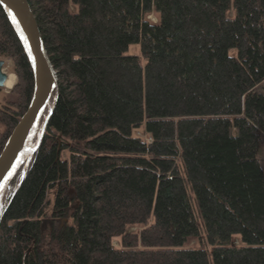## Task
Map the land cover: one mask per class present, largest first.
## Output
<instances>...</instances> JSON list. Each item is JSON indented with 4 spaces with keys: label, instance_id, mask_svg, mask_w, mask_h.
Returning a JSON list of instances; mask_svg holds the SVG:
<instances>
[{
    "label": "trees",
    "instance_id": "trees-1",
    "mask_svg": "<svg viewBox=\"0 0 264 264\" xmlns=\"http://www.w3.org/2000/svg\"><path fill=\"white\" fill-rule=\"evenodd\" d=\"M29 1L57 84L0 264H264V0ZM0 57L1 154L35 91L1 2Z\"/></svg>",
    "mask_w": 264,
    "mask_h": 264
},
{
    "label": "water",
    "instance_id": "water-1",
    "mask_svg": "<svg viewBox=\"0 0 264 264\" xmlns=\"http://www.w3.org/2000/svg\"><path fill=\"white\" fill-rule=\"evenodd\" d=\"M0 2L8 11L23 40L35 73V91L31 103L13 128L0 154L1 195L4 186L23 157L28 140L52 97L57 84V72L50 60L37 16L30 1L0 0ZM5 63L6 59L0 57V87H6L7 79L13 74V72L4 70Z\"/></svg>",
    "mask_w": 264,
    "mask_h": 264
},
{
    "label": "rangeland",
    "instance_id": "rangeland-1",
    "mask_svg": "<svg viewBox=\"0 0 264 264\" xmlns=\"http://www.w3.org/2000/svg\"><path fill=\"white\" fill-rule=\"evenodd\" d=\"M151 18H152L154 21H157V20H158V16H157L156 14H151ZM129 52H130V53H139V45H138L137 43L132 44V45L130 46ZM5 59H6V58H5ZM6 61H7V59H6ZM4 70H5V71H8V72H11V71H9V69L7 68L6 65H5V67H4ZM13 73H14V72H13ZM15 81H16V79H15ZM6 89H7V91H10L12 88H8V87H6ZM39 128H40V127H39V125L37 124V125L35 126V128H34V131H33L32 135H31L30 139L28 140V143H27V145H26V150H25V151H29V150H31V148H32V146H33V144H34V142H35L36 134H37V131L39 130ZM236 242H238V240H237ZM115 243H118V241H115Z\"/></svg>",
    "mask_w": 264,
    "mask_h": 264
},
{
    "label": "bare ground",
    "instance_id": "bare-ground-1",
    "mask_svg": "<svg viewBox=\"0 0 264 264\" xmlns=\"http://www.w3.org/2000/svg\"><path fill=\"white\" fill-rule=\"evenodd\" d=\"M7 82V81H6ZM194 194V193H193ZM201 223V222H200Z\"/></svg>",
    "mask_w": 264,
    "mask_h": 264
}]
</instances>
